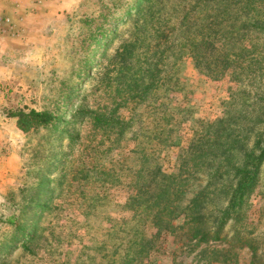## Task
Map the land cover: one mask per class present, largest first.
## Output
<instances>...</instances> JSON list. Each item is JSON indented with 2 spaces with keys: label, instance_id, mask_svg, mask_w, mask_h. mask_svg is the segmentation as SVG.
Segmentation results:
<instances>
[{
  "label": "rangeland",
  "instance_id": "374dc122",
  "mask_svg": "<svg viewBox=\"0 0 264 264\" xmlns=\"http://www.w3.org/2000/svg\"><path fill=\"white\" fill-rule=\"evenodd\" d=\"M228 1L237 21L249 27L229 31L235 32L228 42L218 37L223 31H216L212 41L218 49L228 44L245 53L238 60L232 57L228 69L218 67L214 78L194 66L177 17H159V23L145 27L146 35L136 40L133 20L146 0H43L39 10L29 1L30 6L22 5L33 13L26 31L0 16V114L3 109H34L58 116L55 126L28 133L0 117V241L10 233L3 219L16 211L23 193L39 190H31L39 178L49 180L39 198L50 199V209L37 224L32 254L17 242L0 257V264H123L132 257L142 264H251L245 241L250 239L263 256L264 163L244 220L236 224L243 237L238 244L192 239L183 214L172 219L174 229L158 235L151 215L135 200L146 183H151L142 187L147 193L157 190L151 180L155 167L176 174L192 141L201 138L206 150L220 134L224 144L234 142L226 167L212 182L214 169L204 163L193 167L190 161L187 168L193 176L184 183L179 203L181 209L209 182L215 183L201 210V226L211 228L234 183L233 170L227 167L241 165L256 140H264V0ZM176 2L161 3L168 8ZM188 10V21L212 28L211 8ZM98 27L108 32L107 39H100ZM96 29L99 45L89 47V33ZM198 35L192 32L188 38ZM137 87L146 94L134 102ZM115 108L128 122L120 136L78 113L108 115ZM212 148L205 160L214 159V164L223 157L217 158ZM140 244H146L142 252Z\"/></svg>",
  "mask_w": 264,
  "mask_h": 264
},
{
  "label": "trees",
  "instance_id": "16d2710c",
  "mask_svg": "<svg viewBox=\"0 0 264 264\" xmlns=\"http://www.w3.org/2000/svg\"><path fill=\"white\" fill-rule=\"evenodd\" d=\"M162 1L163 0H146V5L141 9L136 10L137 15L133 20L134 30L136 31V40H140L141 37L146 35V32H144L145 27L151 28L153 23H159V17L165 15L167 21H171L172 18L177 17L176 23L182 30L183 43L186 46V43L190 42L188 53L194 61V66L201 71H204L202 73L205 75L213 78L216 77L214 75L218 67H220L221 70L228 69L233 64V61L231 60L232 57L238 60V58L242 57L245 53L244 48L238 47L236 50H232V46L229 45L228 47V44L222 46L221 49H218L212 41V39L216 38L214 36L216 35V31L217 33L223 31V34L218 37H224L228 42L227 37L233 38V33L235 32H230L228 34L229 31L236 28L242 29L249 27L248 22L237 21L239 18L232 10V4H230L228 0H194V3L188 6L185 3L186 0H178V2L172 3L168 8H165L166 5L162 4ZM209 8L214 11V16H209L212 28L204 30L205 24L198 23L197 21L190 22L187 20L188 9L207 10ZM181 13L182 16L180 17ZM142 17L144 19H142ZM102 18L104 19V22L107 21L106 17L103 16ZM200 22H202V19ZM112 28L116 30L118 25L112 26L110 29ZM98 29L101 30L102 33L100 39H105L108 32H103L102 28L99 27ZM140 31H142V35L139 34ZM192 32H196L199 35L195 38H188ZM95 33H99L100 35V32H98L97 29L89 33V47L92 45H99V39L96 38L97 34ZM117 58H119L121 62L120 71H124L126 64L122 62L125 60V57L120 53L117 54ZM241 67L242 66H240V68ZM250 68L251 66H246V69ZM223 74L224 72L220 73V76ZM138 91L139 87L136 88V93L131 96V99L134 102L139 101V99L142 98V95L146 94V91L143 92V94ZM78 113L90 115L95 126H99L101 129L108 130L109 132L114 131L113 133L119 136L122 135L128 126V122L124 121L116 114V108L108 115H105V113L99 114L95 110H80ZM2 114L6 118L16 119V127L23 133L35 131L38 128L48 126L53 127L58 121L57 115L48 111H36L34 109L28 111L22 109H3ZM218 123L221 124L223 122L219 121ZM220 132L225 134L221 129ZM227 136L228 135L225 134V138ZM221 138H223V136L217 134L216 139L211 142L210 145L206 146V150L202 148L205 145V142H203L201 138V140L197 139L194 144L192 141L187 151H184L186 156L182 155L180 157V164L178 165L179 168L176 174H165L159 167H155V170L153 169L154 172H152L153 174H151L153 177L151 180H155L154 183L157 185V190H154V193H147L142 189L145 185L151 186V183H146L139 188L135 200H137L138 205L142 208L144 213L151 215V222L157 228L156 234L159 235L162 231L174 229L171 223L172 219L178 217L179 214H183L184 217H186L184 225H191L189 232L192 235V239H197L199 242L223 241L230 244H238L241 242L243 237H241V233L236 230V224L241 223L244 220L247 202L258 182L260 168L264 163V140H256L253 146V151L244 155L241 165L230 163L227 167V169L233 170L234 183L232 184L226 207L218 213V218L213 222L211 228L201 226V210L204 208L207 190L210 187H213L215 183L209 182L205 188L196 192L194 197L190 199L183 208L180 209L179 204L183 200L185 193L184 188L182 187L189 178L191 179V177L188 176H191L192 173L189 168H187L190 161L194 164L193 167L202 166L204 163L207 168L211 167L214 169L213 175L211 176L212 182L218 180V175L221 173L219 171L222 170L221 168L223 166L226 167V164L229 161V157L227 156L228 152L231 151L234 146V142L224 144ZM210 148L215 151L216 156H222L223 159L219 162L217 160L214 164H212L214 159L209 162L208 160H205V158L209 156L208 151ZM219 156H217V158ZM47 183H49V180H41V178H39L36 185H34L35 187L31 188V190L38 188V191H34L31 195L23 193L24 189L20 191V194L23 193V195L21 201L16 202L15 204V207L16 205H19L18 208L2 221V224L4 223V225L10 229V233L6 237V241H3V239L0 241V257L9 253L10 249L14 248L17 242L20 243V246L25 253L32 254L30 246L36 239L35 234L38 221L43 213L50 209V199L48 200V198L43 197L39 198V195L42 194L41 189L43 185L47 186ZM9 199L12 203L14 200L12 194L9 196ZM229 222L231 223L228 231L225 230V227H227ZM230 228H232V231ZM230 233H232L231 236ZM245 241H248V248L251 251V264H264V254L263 256L257 254L258 246L254 245V243L252 244V239ZM145 245L146 244L139 245L140 252L146 248ZM123 264L142 263L132 257L128 262L126 261Z\"/></svg>",
  "mask_w": 264,
  "mask_h": 264
},
{
  "label": "crops",
  "instance_id": "0c3cea01",
  "mask_svg": "<svg viewBox=\"0 0 264 264\" xmlns=\"http://www.w3.org/2000/svg\"><path fill=\"white\" fill-rule=\"evenodd\" d=\"M29 1L30 2L32 1L31 3L32 6L36 7L37 10H39V8L42 7L43 0H0V16L5 15L8 17L9 21L11 20L12 22H14L15 25L13 24V28H15L16 25L17 27L21 25L23 26V28H25L26 31L27 18L33 15V13L32 12L30 13V9L28 11L22 5L27 3L28 4L27 6H30L28 3ZM34 1L36 3H34ZM0 117L2 120L6 121L5 123H12L15 129L18 130L16 127V119L6 118L2 114H0ZM2 120H0V129H4ZM2 142H3V137L0 136V155L3 147Z\"/></svg>",
  "mask_w": 264,
  "mask_h": 264
}]
</instances>
